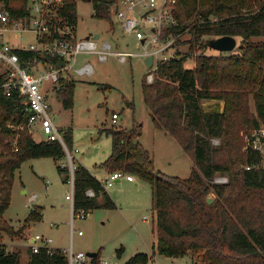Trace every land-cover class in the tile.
<instances>
[{"label":"trees","instance_id":"trees-1","mask_svg":"<svg viewBox=\"0 0 264 264\" xmlns=\"http://www.w3.org/2000/svg\"><path fill=\"white\" fill-rule=\"evenodd\" d=\"M12 17L27 15L29 0H0ZM116 0H92L94 16L111 20ZM72 20L77 22L76 0H69ZM178 24L171 33L181 34L175 54L158 62L153 82L142 83L144 101L158 129L172 135L192 157L191 175L182 179L155 167L150 152L140 142L143 125L131 129L104 128L111 137L112 152L105 162L109 171L132 174L152 187L156 212L157 251L166 257L190 256L194 264H264V167L262 151L246 147V135L264 127V0H178ZM187 35V36H186ZM240 37L238 54L194 57L195 67H185L196 50L209 49V38ZM189 45L183 55L182 46ZM21 58L33 59L32 51L19 50ZM50 60V59H49ZM54 63V60H51ZM62 75L57 98L71 108L74 83ZM0 73V237L22 235L31 222L42 220L43 206H35L16 230L5 218L16 171L30 159L60 160L65 150L58 141H37L28 128V114L17 91L7 96ZM250 98L255 112L250 109ZM203 100L224 102L222 111H206ZM220 140L213 147L212 139ZM72 151L73 131L64 132ZM74 211L116 208V203L89 169L74 163ZM249 167V169H248ZM68 183L66 167L57 166ZM216 174H227L228 183H214ZM93 190L94 197L87 195ZM216 199L208 203V193ZM101 197L102 202L98 201ZM123 248L117 250L121 257ZM26 264H69L63 250L28 249ZM19 251H8L0 243V264H21ZM96 262V263H95ZM99 263V253L91 264ZM146 253H136L125 264H148Z\"/></svg>","mask_w":264,"mask_h":264},{"label":"rangeland","instance_id":"rangeland-1","mask_svg":"<svg viewBox=\"0 0 264 264\" xmlns=\"http://www.w3.org/2000/svg\"><path fill=\"white\" fill-rule=\"evenodd\" d=\"M76 5L78 39L99 34V50L103 49L105 42L111 44L112 51L138 52L143 49L139 41L125 33L112 7V17L108 20L94 16L92 0H76ZM22 36L20 40L19 34L12 33V44L15 45L19 40L22 43L34 42L31 33ZM236 39V49L223 52L224 56L240 53L238 48L241 38ZM151 48L152 45L149 49ZM189 48V45L182 46L180 51L186 55ZM202 51L207 55L221 53L211 48L196 50L192 53L193 57L185 62V67L194 68V57ZM85 61L92 63L94 73L90 76L72 73L68 77L74 83L71 108H65L53 88L47 86L50 89V115L61 131L72 129L73 147L70 152L76 159L81 160L83 166L96 174L99 181L105 182L112 173L105 166L112 152V140L110 136L100 134L99 131L104 128L131 129L140 124L143 125L140 142L153 156L157 170L182 179L188 178L193 168L197 170L192 157L184 152L177 141L171 135H160L151 121L144 101L142 83L144 80L150 83L147 80L148 74H153L155 79L156 72L152 66L147 68L143 58L137 56L122 62L118 56L111 54L107 60L101 61L96 53H85L79 56L77 67L82 66ZM216 105L219 104H202V107L205 110L209 107L216 108ZM249 105L251 111L255 112L251 98ZM114 113L118 115L117 123L112 122ZM32 135L36 140L43 138L39 128ZM212 145L215 148L220 147V140L213 138ZM75 158L73 162L79 163ZM69 162L65 151V157L60 160L49 157L30 159L16 171L11 203L4 218L18 230L35 206H43L44 209L42 220L31 222L22 235L0 237V243H5L4 247L8 251L21 253V264H26L29 260L28 249L37 234L51 238V245L55 249L68 251L72 248L76 253H99V258L109 261L108 264H125L136 253H146L149 256L148 264H192L189 256L166 257L154 248L157 231L152 187L141 179L137 180L135 176V181L122 177L114 182L113 188L105 185L106 191L116 203V208L99 207L88 211L85 218L74 217L71 201L67 199V195L72 193L71 182L72 179L74 182V175L72 177L69 167L65 166L69 181L65 183L57 169L58 165H68ZM260 165L264 167V149ZM213 182L228 183L229 176L216 174ZM208 198L213 202L216 194L210 190ZM98 201L102 202L101 197H98ZM79 231H82L81 235L78 234ZM120 248H123V253L119 258L117 250Z\"/></svg>","mask_w":264,"mask_h":264},{"label":"built area","instance_id":"built-area-1","mask_svg":"<svg viewBox=\"0 0 264 264\" xmlns=\"http://www.w3.org/2000/svg\"><path fill=\"white\" fill-rule=\"evenodd\" d=\"M178 0H116L111 6L118 22L127 35L133 36L139 41L143 48L141 51H112L111 44L105 42L103 49L99 50L98 39L88 36L86 39H78L76 35V23L71 18L69 0H29L26 6L27 15L17 19L11 16L5 4L0 1V73L5 77L2 89L7 96L17 91L22 98V105L28 114V128L31 133L38 130L43 138L50 141H58L69 156L68 166L72 177L74 175L75 158L64 140V132L55 124L50 115V89L58 93L60 77L75 73L79 76H90L94 73L92 63L85 61L82 66L77 67L78 58L81 54L96 53L101 61L107 60L108 56L115 54L122 62L132 57H142L143 60L152 56L154 58L152 67L157 70L158 62L169 60L175 54L174 44L176 39L171 30L177 26L175 16ZM19 34L20 40L23 34L31 33L34 42L22 43L18 41L12 44L10 35ZM153 48L149 49L150 46ZM32 51L35 58H21L18 51ZM50 59V60H49ZM51 60L55 62L52 63ZM73 75V74H72ZM151 83L153 74L147 75ZM118 115H112V122L117 123ZM246 147L263 151L264 149V127L259 128L245 137ZM77 151V150H76ZM249 169V167H248ZM126 177L134 181L132 174L116 171L103 183L111 186L116 180ZM72 193L67 195L71 201L73 215L85 218L88 211H74V182L72 179ZM89 197H94L92 190L87 191ZM34 199V198H32ZM75 229L72 225V234ZM79 235L82 231L78 232ZM52 239L37 234L30 245L34 253L45 248L53 253ZM69 264H91L94 257L84 252H74L71 248L63 251ZM107 260H99L98 264H108Z\"/></svg>","mask_w":264,"mask_h":264},{"label":"water","instance_id":"water-1","mask_svg":"<svg viewBox=\"0 0 264 264\" xmlns=\"http://www.w3.org/2000/svg\"><path fill=\"white\" fill-rule=\"evenodd\" d=\"M100 37L99 34H96L94 38L98 39ZM88 38V37H87ZM206 44L209 48L217 51V52H232L236 49L237 39L234 36H222L218 38H209L206 41ZM154 58L152 56H148L144 59V63L147 68H150L153 64ZM208 203L212 202L211 198H207ZM90 257H96V253H88Z\"/></svg>","mask_w":264,"mask_h":264},{"label":"crops","instance_id":"crops-1","mask_svg":"<svg viewBox=\"0 0 264 264\" xmlns=\"http://www.w3.org/2000/svg\"><path fill=\"white\" fill-rule=\"evenodd\" d=\"M214 103H218L219 105L217 106L216 105V108H212V107H209V109H205L206 111H214V110H219V111H222L223 110V108H224V102L223 101H219V100H205V103H202L203 105H214ZM152 121V120H151ZM152 123H153V121H152ZM153 125H154V123H153ZM154 127H155V125H154ZM156 128V127H155ZM156 130L159 132V134L160 135H162V136H165V137H167L168 135H170V134H168L166 131H164V130H162V129H158V128H156ZM172 136V135H171ZM173 137V136H172ZM35 138V137H34ZM174 138V137H173ZM175 139V138H174ZM176 140V139H175ZM37 141H39V140H37ZM177 141V140H176ZM178 143V142H177ZM179 144V143H178ZM76 150H78V149H76ZM77 153H79V150H78V152ZM76 159V158H75ZM79 163H80V161L81 160H78V159H76ZM92 173V172H91ZM94 176L96 175V174H94V173H92ZM111 175V174H110ZM97 176V175H96ZM95 176V177H96ZM97 178V177H96ZM137 178V180H139V178L138 177H136ZM106 180V179H105ZM119 180H116L115 182H118ZM134 181H135V179H134ZM104 182V181H103ZM113 185H114V183L111 185V186H109V188H113ZM110 195V194H109ZM111 196V195H110ZM117 207V206H116ZM155 214H156V212H155ZM43 216H44V213H43ZM157 231V230H156ZM156 239H157V235H156ZM4 245H5V243H4ZM156 245H157V241L154 243V248L156 249ZM55 248V247H54ZM157 250V249H156ZM186 257V256H185ZM190 257V256H189ZM99 260H100V258H99ZM191 261H192V264H194L193 263V260L191 259Z\"/></svg>","mask_w":264,"mask_h":264}]
</instances>
